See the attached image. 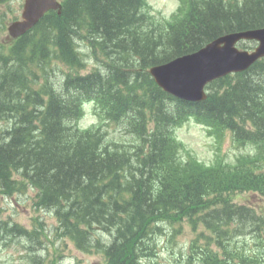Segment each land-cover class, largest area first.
I'll use <instances>...</instances> for the list:
<instances>
[{"label":"trees","instance_id":"1","mask_svg":"<svg viewBox=\"0 0 264 264\" xmlns=\"http://www.w3.org/2000/svg\"><path fill=\"white\" fill-rule=\"evenodd\" d=\"M133 1L70 0L64 16L70 19L71 23L66 30L61 28L57 36L64 55L67 57L70 52H75L73 44L77 37L72 35L71 31L74 27L75 18L83 10L93 22L94 32L92 37L94 36L93 38L96 39L97 43L110 44L113 48L121 49L122 53L129 52L128 48L133 45L124 42L128 38L125 31L127 26L125 21L128 22L127 17ZM246 9V12L242 13L239 19H237L238 16L230 17L227 13L216 12L207 24L204 34L217 32L219 28L228 26V22L232 21H241V23L248 26L264 21V6L263 10L260 7L255 8L251 5ZM223 23L227 25H223ZM202 35H197V37ZM42 42L38 43L41 44ZM148 53L150 56H155L152 49ZM39 58L44 59L45 54L40 52ZM18 82L19 78L10 77L5 73L0 78V115L2 117L9 115L12 122L15 121L11 127L16 128L11 132H5L0 138V175L2 177L6 175L8 165L12 167L20 166L24 169H35L34 167L39 163L38 160H42L44 171L48 172V176H44L46 184L48 187L51 184L58 187L56 191L54 188H50L52 190L47 192L45 190L46 204L48 207H55L64 235L79 243L80 247H85L88 244V239L87 232L80 229L78 225L83 224L91 227L93 223H98L104 227L112 223L115 226L108 227V229L111 233V230L116 227L117 239L121 241L116 247L117 241L112 245L109 256L112 262L115 259L120 260L121 256L130 253L134 245L131 242L132 239L142 229H145L150 221L154 220L155 224L160 223L159 220L166 215L164 213L166 207L168 208L167 213L170 211L173 214L189 215L208 204L214 205V199H206L211 189L202 182L195 187L189 182H179V189L174 193V198L169 199V204L160 195L154 193L148 195L146 191L149 187L153 190V186L151 183L148 185L143 184L142 176L148 170L149 165H141L139 173L134 179V184L131 186L134 189V200L130 196L129 200L120 201L123 198L118 191L119 187H126L127 184L121 181L116 173L117 167L119 170V162L112 155H106L102 160H97L98 157L95 158L92 153L82 151L84 144L80 141L74 144L63 141L60 128L54 121L45 126V141L43 142L45 149L39 148L37 143L33 144L32 148L29 145L25 146L24 143L28 139L27 134L23 132L26 129V124L21 119L23 111L16 104V86ZM92 82L100 84V87L97 88L98 91L103 90L101 88V85L105 84L103 78L94 77L89 79L88 83ZM86 89L90 91V88ZM160 103L166 105L167 101L160 100ZM236 104L242 105L240 102H236ZM221 107L225 109V104L222 103ZM226 109L230 112L228 107ZM61 110H63V106L58 102L50 110V113L54 117ZM233 110L235 111L234 108ZM216 112L217 116L215 118L218 117L220 109L217 108ZM25 122H27L26 119ZM48 147H50V150H47ZM49 154L52 155L49 156ZM56 159H58V162H56ZM62 161L63 163H61ZM117 164L119 165L117 166ZM123 175L127 179L130 178L126 172ZM33 177L37 181V177L34 175ZM128 188L131 189L129 186ZM58 190L62 192H58ZM63 199L68 202L69 209L66 208ZM246 221L247 217L241 216L240 222L245 223Z\"/></svg>","mask_w":264,"mask_h":264},{"label":"rangeland","instance_id":"2","mask_svg":"<svg viewBox=\"0 0 264 264\" xmlns=\"http://www.w3.org/2000/svg\"><path fill=\"white\" fill-rule=\"evenodd\" d=\"M149 2L153 4V9L160 10L162 14H168L170 11L174 10L175 8V0H149ZM22 3H23V0H11L7 6L6 4H4L3 9H4V12H6L7 14H6V19L2 23L3 25L7 26L11 20L18 18ZM8 6H9V11L7 9ZM0 39H1L0 42H2V40L6 41V39H8L6 29L0 35ZM161 40L165 44H167L168 42V40L166 39H161ZM93 42L96 43L95 40H93ZM131 44L133 46L131 48L127 47L129 49V52L127 53H133V51H139V50H142V51L146 50L141 42L131 43ZM5 46L6 45L0 43V50L1 48ZM78 48L80 49V42H79ZM179 48H180V44H177L176 50H178ZM73 49L74 51L77 50L75 47H73ZM89 67H93V61L90 63L89 66H87L83 70L84 72L81 74L87 73L88 72L87 70L90 69ZM1 68L2 66L0 65V70ZM126 78H129V77L126 76ZM255 85L256 83L254 82V86ZM54 87L57 88L58 86L56 85ZM39 88H40L39 85L31 86L32 92L37 91ZM7 97L10 98L9 96ZM61 104L63 106V110H62L63 112L65 103L61 101ZM31 110H32V107L30 106H28L26 110H23L21 119L23 120L24 124H26V128H27L23 132H25L28 136V139L26 140V143L24 144L25 146L29 145L32 148L33 143H27L30 141L29 137H31V134H32L30 130L28 129L31 123V120H32L31 116H29ZM25 119L27 120V122H25ZM11 122H12V119L9 115L7 117H2L0 115V138L5 132L7 131L11 132L14 129H16V128L11 127V125L15 121L13 120V122L12 123ZM90 122H83L80 125L81 127H87ZM104 129L106 130L108 137L110 139L117 140V141H120V140L128 141L130 139L129 136H124V133L120 131V128L115 126L114 124H108L104 127ZM179 134L181 136V140L188 145L189 150L196 156V158L199 159V161L205 164L212 163L213 155L215 154V151L218 148L220 149V152L222 154L232 151V148L228 146V142L217 144L212 138L208 137V135L206 134L204 130L200 131L196 129L194 126H191L189 129L183 130ZM226 141H227V138H226ZM47 150H50V147H48ZM50 155L52 154H49V156ZM38 161L39 163H37L36 167H34L35 169H27V171L30 174L37 177V182L44 187L46 192L51 191L52 189L50 188H54V190L56 191V188L58 187H54L52 186V184L48 187V185L46 184V180L44 176H48V172L44 171L42 160H38ZM56 162H58V159H56ZM61 163H63V161ZM37 173L39 174V176ZM92 184L94 185V183ZM58 192H62V191L58 190ZM35 194L36 192L33 189L32 190L29 189V190H26V192L23 195H20L22 199L19 200V204H15L13 206V210L16 211L15 214L11 212L10 210H7V208L9 209V207L11 206L7 205V203L4 200L0 199V213H1L0 217L5 219L7 218V216H9L11 218V221H13L15 224L27 230H31L33 228V225L36 224V222L34 221H36L37 218H44V219H41V225H43L46 228L47 236H45V238L47 240L44 237H42V241H43V245L50 247V250L48 253V260H51L54 258L53 260L55 261V264H100L99 263L100 258L98 256L83 255V253H80L75 249L74 245L71 242L69 241L56 242V240L54 239V236L51 234L52 228L55 227V224L52 218L48 216L47 213L44 214V213H37L33 211V202H34ZM49 209L52 210V208H49ZM167 230L169 231V238H171L169 242V246L173 249L174 255L176 254V256L180 258L178 255L179 252H181L182 255L186 253L184 249L188 248L189 243L195 237V234L192 233V231L190 230V228L185 222L172 224L169 228H167ZM201 231L202 229L199 228L197 230V233ZM158 233H159V229L158 231L155 232V235H157ZM0 235H1V230H0ZM108 242L109 240L104 241V243H108ZM163 253L164 252H162L161 254ZM17 254L18 253H17L16 248H13L11 252H6V251L0 252V261L3 259H6L7 257H12L14 260H16ZM161 254H160V257H161ZM166 255L164 257L165 261L168 258V256ZM0 264H8V263H0Z\"/></svg>","mask_w":264,"mask_h":264},{"label":"bare ground","instance_id":"3","mask_svg":"<svg viewBox=\"0 0 264 264\" xmlns=\"http://www.w3.org/2000/svg\"><path fill=\"white\" fill-rule=\"evenodd\" d=\"M222 13H223V12H222ZM227 14H229V13H227ZM93 37H94V36H93ZM93 37H92V41L95 40V42L97 43L96 39H94ZM79 42H80V40L77 38V39H75V43L73 44V47H75L77 50L79 49V48H78ZM127 76H128V77H131L130 75H127ZM49 208L55 209V207H49ZM158 224H159V223H156V224L154 225V227H153V235H155V232L158 231ZM108 232L110 233V231H108Z\"/></svg>","mask_w":264,"mask_h":264}]
</instances>
